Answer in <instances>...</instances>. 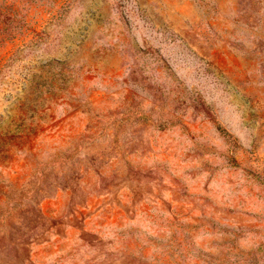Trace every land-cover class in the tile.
Segmentation results:
<instances>
[{
	"label": "rangeland",
	"instance_id": "obj_1",
	"mask_svg": "<svg viewBox=\"0 0 264 264\" xmlns=\"http://www.w3.org/2000/svg\"><path fill=\"white\" fill-rule=\"evenodd\" d=\"M0 264H264V0H0Z\"/></svg>",
	"mask_w": 264,
	"mask_h": 264
}]
</instances>
